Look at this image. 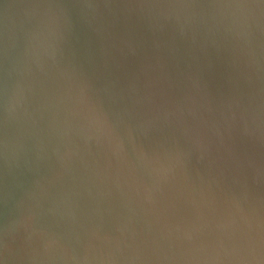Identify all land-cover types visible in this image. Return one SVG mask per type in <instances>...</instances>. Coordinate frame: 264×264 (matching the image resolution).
<instances>
[{
    "label": "water",
    "instance_id": "obj_1",
    "mask_svg": "<svg viewBox=\"0 0 264 264\" xmlns=\"http://www.w3.org/2000/svg\"><path fill=\"white\" fill-rule=\"evenodd\" d=\"M0 264H264V0H0Z\"/></svg>",
    "mask_w": 264,
    "mask_h": 264
}]
</instances>
